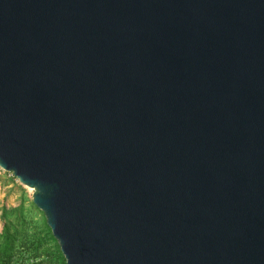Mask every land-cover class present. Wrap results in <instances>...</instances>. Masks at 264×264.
<instances>
[{
    "label": "water",
    "instance_id": "95a60500",
    "mask_svg": "<svg viewBox=\"0 0 264 264\" xmlns=\"http://www.w3.org/2000/svg\"><path fill=\"white\" fill-rule=\"evenodd\" d=\"M0 168L64 264H264V0H0Z\"/></svg>",
    "mask_w": 264,
    "mask_h": 264
},
{
    "label": "rangeland",
    "instance_id": "374dc122",
    "mask_svg": "<svg viewBox=\"0 0 264 264\" xmlns=\"http://www.w3.org/2000/svg\"><path fill=\"white\" fill-rule=\"evenodd\" d=\"M32 198V189L0 168V255H33L28 241L34 239H41V250L54 248L45 216Z\"/></svg>",
    "mask_w": 264,
    "mask_h": 264
},
{
    "label": "trees",
    "instance_id": "16d2710c",
    "mask_svg": "<svg viewBox=\"0 0 264 264\" xmlns=\"http://www.w3.org/2000/svg\"><path fill=\"white\" fill-rule=\"evenodd\" d=\"M47 230L48 239L56 242L53 249L41 250V239L30 240L28 245L33 255H0V264H64L65 258L48 226Z\"/></svg>",
    "mask_w": 264,
    "mask_h": 264
}]
</instances>
